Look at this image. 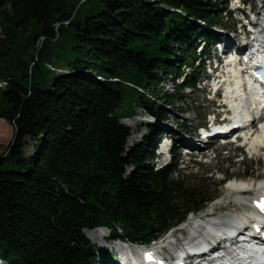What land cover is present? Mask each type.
<instances>
[{"label": "trees", "instance_id": "obj_1", "mask_svg": "<svg viewBox=\"0 0 264 264\" xmlns=\"http://www.w3.org/2000/svg\"><path fill=\"white\" fill-rule=\"evenodd\" d=\"M225 4L83 0L73 13L62 0H0V119L14 130L0 152L2 264H106L83 231L149 244L212 201L175 160L153 167L154 127L129 147L121 120L136 109L165 120L158 104L196 89V49L217 38Z\"/></svg>", "mask_w": 264, "mask_h": 264}, {"label": "rangeland", "instance_id": "obj_2", "mask_svg": "<svg viewBox=\"0 0 264 264\" xmlns=\"http://www.w3.org/2000/svg\"><path fill=\"white\" fill-rule=\"evenodd\" d=\"M62 1L68 6V8H74L73 13H75V10L79 6V3H81L83 0ZM225 2L226 4H229V0H225ZM226 9L228 10V8ZM225 10L220 14H216V18L223 24L224 27H227L228 30H231L236 27V18L230 13L227 14ZM235 16L237 18H242V16H240V14L238 13H236ZM215 27H213V31L217 30L215 29ZM219 34L222 35L221 33ZM198 67H200L201 69L200 77L206 76V68L203 69L200 64L198 65ZM51 69L53 70L52 67ZM182 71L184 73H187L189 69H185L182 67ZM168 81V78H166L160 84V89L162 92L171 93L173 91V88ZM182 94V102H177L172 107L164 104H158L161 111L164 113L165 121L157 120V123H164L167 127H169L166 130H168L174 137L177 134H180V131L191 135L195 133V137H197V131L195 130L196 126L206 127L207 115L210 114L214 110L213 108H216L217 105L211 104L208 101V98H210V96L208 95V90L206 89V87L202 86V83L195 90L191 91L189 89H186ZM140 119H146L145 114H143L140 109H136L134 116L130 117V119L121 120V122L129 128L130 136L127 141V145L129 147L142 142L145 139L146 134L148 133V128L146 127V125L141 124ZM177 130L180 131L178 132ZM13 136L14 130L12 126L9 125L5 120L0 119V152L8 147V145L13 140ZM32 145L33 141L30 139H26V145L24 147L25 156L33 154ZM191 153L192 156L189 157L185 155V152H180L178 154V158L175 159V161L178 165L177 168L180 170V175L184 177V181H187V183L194 188L198 187L204 194L213 196L212 201L206 205V208L202 212H200L199 215L212 212L215 214L226 216V214L229 213L235 214L241 211L243 208L245 211H247L248 206L244 207V204L242 203L237 204L232 199H230L229 196L226 195L225 189L227 183L222 184V179L224 177H228L229 182L233 180H244L248 182H254L255 184L258 182H264V150L259 149L255 153H249L246 147L244 149L236 145H228L227 147H224L222 149L219 148V146H213L212 152L211 150L208 151L205 148L197 151H192ZM193 157H195V160H192ZM151 163L153 164L154 168L161 167V162L159 159H157L156 161L152 160ZM217 203L220 205H216ZM190 218L191 215H188L186 221L179 228L187 225L190 221ZM173 230L174 229H172V231ZM92 232L93 230L83 231L85 238L89 241L90 244H95L98 248L97 250L116 253L113 248L109 247L111 245H114V243L105 240V238L109 234V230L107 228H105L102 234L103 238L101 237L99 240H95L92 238ZM169 234L170 233H167V236H169ZM162 236L163 235H161L156 240H163L167 237L166 236L163 238ZM153 242H150L146 246L153 245ZM107 260L110 261L109 258ZM0 264L2 263L0 262ZM95 264H101V260L97 259Z\"/></svg>", "mask_w": 264, "mask_h": 264}, {"label": "bare ground", "instance_id": "obj_3", "mask_svg": "<svg viewBox=\"0 0 264 264\" xmlns=\"http://www.w3.org/2000/svg\"><path fill=\"white\" fill-rule=\"evenodd\" d=\"M225 5H230L228 6L229 11L226 9L227 14L230 13L231 15H235V13H238L240 16L244 15V18H236V27L231 30L224 27L222 23L221 26H218L219 28L214 26L215 29H217V32L213 31V28L211 29V34H214L217 37L214 39L216 45L218 46L219 53L227 49L230 41L241 42L243 40V35L246 34L247 26L253 28L258 33L259 37L264 32V29L262 28V24L264 23V0H229V4ZM258 41L259 40H257V42ZM229 66L230 68L227 71L228 76L225 80H223V83H226V96L224 101L232 111L233 120L234 118L236 119V121L233 122V125H235V123H237L242 117H246V120H244L245 123L250 115L252 117L255 115V112L259 110L258 102L263 99V95L259 94L261 92L254 93V88L258 86V84L256 82H252V79L249 76L243 77L239 69L235 68L233 62H231ZM5 87L6 81H0V89H4ZM258 89L260 88L257 87V90ZM257 114L258 113H256V115ZM255 123L256 122H253V124L249 127L242 129V136L244 137L242 139V143L245 144L249 153H255L259 149L264 150V120L258 121V125ZM156 128L166 130L169 127H167L164 123H158ZM222 130H226V128ZM177 131L179 132L180 130ZM195 136V133L191 135L188 133L186 134L183 131H180V134L176 135V137L180 139L184 145L189 148H193L194 151L205 149V147L212 144V139L210 138L201 139L199 135L197 137ZM251 183V181L248 182L244 180L230 181L226 185V195L237 204L242 203L249 206H256L261 199L264 198V182H258L257 185L249 188ZM232 215L233 218L236 217V224L244 227V232L248 234L247 238L255 239V237H260L264 226V210L261 213L259 212V219L263 222H258L257 216L245 211L244 208ZM218 224L220 223L216 220V218H213L212 215L209 216L206 213L196 217H191L185 227L187 233L182 234L181 238L175 241V245L169 248V252L171 254H174V252L188 254V247L193 246L192 249H194L195 257L186 256L184 264H191L192 259L197 260L205 257L207 259H211L215 252L213 244L215 243L214 241L216 237L209 229L216 228ZM100 229L91 233L93 234V239L99 240L102 237V231ZM219 230H223V228H220ZM172 234H176V232L174 231ZM171 238L172 236H168L164 240L151 245L149 250L156 252V250L162 249L164 246H171ZM200 238L203 239L202 244L197 243L196 241ZM115 245L118 250H122L125 253H128L130 250L136 252V247H126L119 244ZM146 250H148V248ZM131 253L135 255L134 252ZM167 256L170 261L173 260L170 254H167ZM118 257L119 264H132L131 258L123 252L120 251V255ZM163 261L166 262L164 258ZM138 264L141 263L138 262Z\"/></svg>", "mask_w": 264, "mask_h": 264}, {"label": "water", "instance_id": "obj_4", "mask_svg": "<svg viewBox=\"0 0 264 264\" xmlns=\"http://www.w3.org/2000/svg\"><path fill=\"white\" fill-rule=\"evenodd\" d=\"M98 229L100 228L94 229L93 231L98 230ZM100 230L102 231V233L104 232V229L101 228Z\"/></svg>", "mask_w": 264, "mask_h": 264}, {"label": "built area", "instance_id": "obj_5", "mask_svg": "<svg viewBox=\"0 0 264 264\" xmlns=\"http://www.w3.org/2000/svg\"><path fill=\"white\" fill-rule=\"evenodd\" d=\"M6 87H7V82H6Z\"/></svg>", "mask_w": 264, "mask_h": 264}]
</instances>
